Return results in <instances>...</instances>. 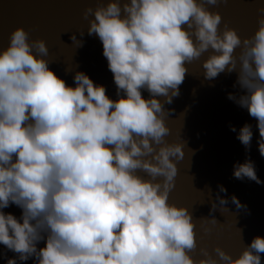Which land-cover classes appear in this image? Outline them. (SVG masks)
<instances>
[{"label":"clouds","instance_id":"1","mask_svg":"<svg viewBox=\"0 0 264 264\" xmlns=\"http://www.w3.org/2000/svg\"><path fill=\"white\" fill-rule=\"evenodd\" d=\"M221 2L108 0L87 7V33L102 43L117 99L83 71L69 85L49 67L44 39L30 40L23 26L12 31L0 50V244L17 254L6 264H262L261 236L236 258L217 245L215 255L201 248L195 260L192 213L169 202L187 142L166 139L165 105L179 95L186 65L205 53V80L237 73L242 94L228 98L256 120L264 157V5L254 35L242 39L227 23L221 29V13L208 7ZM236 138L250 152L252 125ZM233 176L264 183L250 157L234 164ZM208 192L211 212L228 204L223 185L214 200ZM10 204L22 209L19 219L5 213Z\"/></svg>","mask_w":264,"mask_h":264},{"label":"water","instance_id":"2","mask_svg":"<svg viewBox=\"0 0 264 264\" xmlns=\"http://www.w3.org/2000/svg\"><path fill=\"white\" fill-rule=\"evenodd\" d=\"M108 0H0V50L10 43V35L23 26L29 39L42 38L49 47L46 57L49 67L69 85L75 86L73 77L77 71L85 72L97 85H104L107 94L117 99L113 74L103 56V46L96 35H88L89 19L84 18L87 7L95 8ZM264 0H222L219 5L208 6L211 11L222 15L220 28L227 23L235 28L241 38L251 37L258 28L259 8ZM84 36L81 37L80 33ZM73 34L76 41L72 40ZM79 40H83L80 46ZM240 49H236L238 54ZM208 53L186 65L189 72L180 85L179 95L165 108L170 110L166 122L170 128L169 142L185 140V156L178 161L175 187L169 194V202L187 206L195 221L198 246L191 251L197 261L202 258L201 248L215 255L217 245L233 258L240 255L246 245L256 236L264 237V183L237 179L233 176L234 164L244 163L247 158L254 162L257 176L264 181V157L258 151L259 131L256 120L228 98L229 93L242 94L235 86L237 73H221L212 81L203 76V61ZM145 98L147 91H142ZM163 99V98H161ZM251 124L253 138L250 152L236 138L244 124ZM235 126L237 132L230 130ZM141 175L145 173L141 172ZM218 185H223L229 198L225 207L211 212V197L216 198ZM235 195L247 209L237 208L230 197ZM18 219L22 214L15 204L4 209ZM215 216L217 223L211 222ZM208 218V219H205ZM242 230V232H241ZM41 241L38 247H44ZM6 253V256H5ZM17 254L0 244V264ZM264 264V253H261ZM18 264L21 262L18 261ZM23 264H33L29 259Z\"/></svg>","mask_w":264,"mask_h":264}]
</instances>
